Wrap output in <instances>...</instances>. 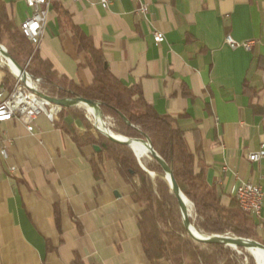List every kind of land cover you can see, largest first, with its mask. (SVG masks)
I'll use <instances>...</instances> for the list:
<instances>
[{
	"label": "crops",
	"instance_id": "crops-1",
	"mask_svg": "<svg viewBox=\"0 0 264 264\" xmlns=\"http://www.w3.org/2000/svg\"><path fill=\"white\" fill-rule=\"evenodd\" d=\"M5 1L19 28L31 9L25 0ZM136 7L134 0H113L109 10L98 0H53L37 51L60 76L93 83L85 53L60 20L61 8L92 37L116 78L140 87L158 114L178 118L223 205L243 183L264 190V159H248L264 142V0H147V20ZM154 31L165 41L156 43ZM227 36L256 43L249 51L234 49ZM4 77L0 68V86L9 92ZM60 121L42 114L32 133L19 120L0 125L7 151L6 158L0 154V264H75L78 258L80 264H150L134 186L94 145L80 148ZM63 122L78 136L87 131L72 114ZM255 220L264 239V210Z\"/></svg>",
	"mask_w": 264,
	"mask_h": 264
},
{
	"label": "trees",
	"instance_id": "trees-1",
	"mask_svg": "<svg viewBox=\"0 0 264 264\" xmlns=\"http://www.w3.org/2000/svg\"><path fill=\"white\" fill-rule=\"evenodd\" d=\"M58 12L62 23L73 32L76 50L85 53L83 65L90 68L94 77L90 86L60 76L48 60L42 59L31 42L20 33L7 2L0 0V43L7 45L10 57L24 68L30 60L27 71L41 79L42 88L48 96L97 102L102 112L97 105L94 106L102 119H110L109 130L112 133L129 139L149 138L155 151L170 167L180 190L193 203L196 218L190 220L197 230L206 234L231 233L254 241L261 239L255 217L243 211L236 199L229 206L223 205L217 189L208 184L200 150L197 149V162V156L188 149L178 118L158 114L145 100L140 87L126 86L116 78L92 37L75 25L67 12L61 8ZM1 69L5 72L4 84L12 88L14 76L7 67ZM83 109L86 110L83 104H79L78 108H62L58 113L61 121L57 126L71 134L80 148L86 145L104 146L99 156L102 158L104 154L107 159L114 160L122 176L134 186L132 197L142 208L138 226L150 264H256L244 248L235 250L224 244L199 242L190 236L184 227L178 200L158 161L153 158L144 166L150 173L158 175L152 178L140 166L130 147L94 132ZM67 114L84 122L87 130L84 135L78 136L71 125L63 122ZM137 142L150 149L148 143ZM93 170L95 177L102 179L101 169L95 162ZM56 219L59 224L58 214ZM245 258L247 262H244ZM75 264H80L79 258Z\"/></svg>",
	"mask_w": 264,
	"mask_h": 264
},
{
	"label": "built area",
	"instance_id": "built-area-1",
	"mask_svg": "<svg viewBox=\"0 0 264 264\" xmlns=\"http://www.w3.org/2000/svg\"><path fill=\"white\" fill-rule=\"evenodd\" d=\"M72 1L79 2L81 0ZM134 1L137 3L135 13L147 20V0ZM52 2L53 0H25L26 5L31 9V14L20 24L19 31L31 42L35 50H38L45 34L47 14ZM98 2L102 8L109 10L113 0H98ZM153 36L156 43L165 41V35L160 31H154ZM225 41L231 48L241 47L248 51L256 43L255 40L238 42L231 36H227ZM0 46L7 51L3 45L0 44ZM7 62L8 59L0 54V68L7 67L14 76V84L9 92L4 85L0 86V125L19 120L26 126L28 132L32 133L35 131L36 122L42 114L54 122L62 107L51 104L44 97L47 92L42 88L41 79L33 77L27 71L30 60L24 68V72L20 70L18 74H15L9 68ZM87 118L92 121L90 116H87ZM0 154L4 158L7 157V151L1 146ZM248 159L254 163L264 159V142L260 144L258 151L249 154ZM10 171L14 174L18 170L16 167H11ZM235 198L240 208L247 214L257 218L263 216L264 190L260 185H255L252 182L241 184L236 190Z\"/></svg>",
	"mask_w": 264,
	"mask_h": 264
},
{
	"label": "water",
	"instance_id": "water-1",
	"mask_svg": "<svg viewBox=\"0 0 264 264\" xmlns=\"http://www.w3.org/2000/svg\"><path fill=\"white\" fill-rule=\"evenodd\" d=\"M0 50L2 52V54L10 61H12L18 68L19 70H21L22 72H24V68L19 66L8 54L7 51H5L3 48H1L0 46ZM44 97L51 103L57 106H60L62 108H73V107H78V105L80 103L85 104V105H97L98 107L100 106L99 103L94 102L92 100H88V99H84V98H73V99H58V98H54L48 95H44ZM98 131L102 132L99 128H97ZM103 133V132H102ZM107 138H109L110 140L120 143V144H124L127 145L128 147L131 148V150L133 151L138 163L140 164V166L150 174V172L144 168L140 162L139 157L135 154L132 145L130 144V142L128 140L126 141H121V140H117L115 138H113L110 135H106ZM137 141H143L149 144L150 150H151V156L152 158H154L155 160L158 161V163L160 164V166L162 167V169L164 170V177L166 178V180L168 181V183L170 184L171 188L173 189V194L174 196L177 198L178 203H179V208L182 214V218H183V222H184V227L185 229L188 231V233L190 234V236H192L195 240L199 241V242H206V243H219V244H224L225 246H228L230 248L233 249H238V248H244L245 250H248L250 248H262L264 249V245L254 241V240H250V239H244V238H239V237H234V236H229V235H218V234H214L211 236H205V238H198L196 236H194V234L192 233V227L194 228L193 224L191 223V218L190 215L188 214V209L185 206V204L182 201L181 196H185L183 194V192L180 190L178 184L176 183L172 171L170 169V167L164 162V160L160 157V155L155 151V149L153 148V144L150 141L149 138H146L145 140L143 139H135ZM94 150L96 152H101L102 149L104 148V146H98L95 145L93 146ZM152 177V176H151ZM153 178V177H152ZM186 197V196H185ZM187 198V197H186ZM253 258L255 259V257L253 256ZM257 264V261H256Z\"/></svg>",
	"mask_w": 264,
	"mask_h": 264
},
{
	"label": "bare ground",
	"instance_id": "bare-ground-1",
	"mask_svg": "<svg viewBox=\"0 0 264 264\" xmlns=\"http://www.w3.org/2000/svg\"><path fill=\"white\" fill-rule=\"evenodd\" d=\"M0 54L1 55H3L2 54V52H1V50H0ZM7 64H8V66H9V68L15 73V74H18L19 73V68L12 62V61H10V60H8V62H7ZM80 104H82V103H80ZM85 107H86V110H87V113H88V115L91 117V119L94 121V123L96 124V126H97V128H99L105 135H110V136H112L113 138H115V139H117V140H121V141H126V140H128L129 142H130V144L132 145V148H133V150H134V152H135V154L139 157V159H140V162L142 161V159H143V157L144 156H151V150L147 147V146H145V145H143V144H141V143H139V142H137V141H135V140H133V139H129V138H126V137H124V136H120V135H115L114 133H112L109 129H108V124L106 123V121L104 120V119H102V117L99 115V113H98V111L96 110V108H95V106L94 105H91V106H89V105H85V104H83ZM142 164V163H141ZM143 166V165H142ZM144 167V166H143ZM150 175L153 177V178H155L156 176L154 175V174H152V173H150ZM165 178V177H164ZM166 179V178H165ZM181 198H182V201H183V203L185 204V206L187 207V209H188V207H189V203H190V201L185 197V196H181ZM192 233L194 234V236H196V237H198V238H205V235L204 234H202V233H200L195 227L193 228L192 227ZM264 251V249H262V248H250V249H248V252L250 253V254H252V256L254 255V257H255V260L257 261V264H264V253H263V251Z\"/></svg>",
	"mask_w": 264,
	"mask_h": 264
},
{
	"label": "rangeland",
	"instance_id": "rangeland-1",
	"mask_svg": "<svg viewBox=\"0 0 264 264\" xmlns=\"http://www.w3.org/2000/svg\"><path fill=\"white\" fill-rule=\"evenodd\" d=\"M1 44V43H0ZM1 45H3L6 49H7V45L4 43V44H1ZM7 51H8V49H7ZM24 68V67H23ZM99 108H100V110H101V107L99 106ZM84 110V109H83ZM84 112H85V116H89L88 115V113H87V111L86 110H84ZM101 112H102V110H101ZM102 115H103V113H102ZM104 117V116H103ZM91 118V117H90ZM92 120V119H91ZM104 120L106 121V123L108 124V129H109V125H110V123H111V121H110V119H108V118H104ZM90 123L93 125V130H94V132H97V133H99L100 135H102V136H104V137H106L107 138V136L104 134V133H102V132H100V131H98V129H97V126H96V124L94 123V121L92 120V121H90ZM133 139H137V138H133ZM152 160H153V158H152V156H144L143 157V159H142V165L143 166H145V164H149L150 162H152ZM156 176H158L157 174H156ZM137 182H139V179L138 178H136L135 179ZM189 200V199H188ZM190 201V200H189ZM191 202V201H190ZM190 205H189V207H188V214L190 215V218L194 221L195 220V218H196V215H195V209H194V206H193V203L191 202V203H189ZM194 226V225H193ZM195 227V226H194ZM199 231V230H198ZM200 232V231H199ZM200 233H202V234H204L205 236H211V235H214V234H206V233H203V232H200ZM219 235V234H218ZM222 235H229V236H234V237H238V236H235V235H233V234H231V233H225V234H222ZM239 238H241V237H239ZM256 241V240H255ZM257 242H259V243H261V244H263L264 245V239L263 238H261V239H259V240H257ZM236 250H238V249H236ZM247 254H249V255H251L252 256V254H250L249 252H248V250H246L245 251ZM238 253L239 254H242V251H238ZM254 256V255H253ZM252 256V257H253ZM255 260V259H254ZM248 260L245 258L244 259V262H247ZM255 262H256V260H255Z\"/></svg>",
	"mask_w": 264,
	"mask_h": 264
}]
</instances>
